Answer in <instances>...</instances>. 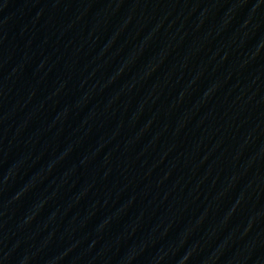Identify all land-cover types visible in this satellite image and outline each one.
I'll return each instance as SVG.
<instances>
[{
  "label": "water",
  "instance_id": "obj_1",
  "mask_svg": "<svg viewBox=\"0 0 264 264\" xmlns=\"http://www.w3.org/2000/svg\"><path fill=\"white\" fill-rule=\"evenodd\" d=\"M0 264H264V0H47Z\"/></svg>",
  "mask_w": 264,
  "mask_h": 264
}]
</instances>
